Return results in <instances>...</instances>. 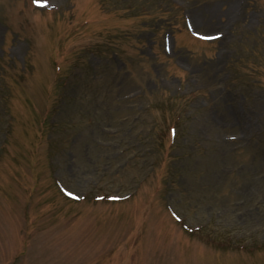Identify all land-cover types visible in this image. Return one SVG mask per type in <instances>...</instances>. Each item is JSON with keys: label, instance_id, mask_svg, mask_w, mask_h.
I'll use <instances>...</instances> for the list:
<instances>
[{"label": "rangeland", "instance_id": "obj_1", "mask_svg": "<svg viewBox=\"0 0 264 264\" xmlns=\"http://www.w3.org/2000/svg\"><path fill=\"white\" fill-rule=\"evenodd\" d=\"M0 264H264V0H0Z\"/></svg>", "mask_w": 264, "mask_h": 264}, {"label": "snow or ice", "instance_id": "obj_2", "mask_svg": "<svg viewBox=\"0 0 264 264\" xmlns=\"http://www.w3.org/2000/svg\"><path fill=\"white\" fill-rule=\"evenodd\" d=\"M35 3L38 4V6H43V0H34Z\"/></svg>", "mask_w": 264, "mask_h": 264}]
</instances>
